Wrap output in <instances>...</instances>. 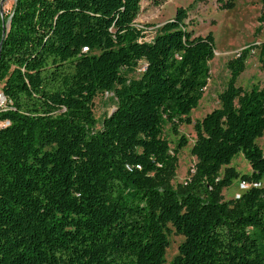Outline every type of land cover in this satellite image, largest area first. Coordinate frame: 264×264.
Returning a JSON list of instances; mask_svg holds the SVG:
<instances>
[{
  "label": "trees",
  "instance_id": "obj_1",
  "mask_svg": "<svg viewBox=\"0 0 264 264\" xmlns=\"http://www.w3.org/2000/svg\"><path fill=\"white\" fill-rule=\"evenodd\" d=\"M140 2L0 9V264H264V88L236 86L255 45L228 63L219 107L192 122L214 37L187 30L179 8L144 42ZM256 46L264 64V42ZM103 93L116 106L96 130L93 100ZM167 125L196 135L194 172L176 187L187 142L171 152ZM239 154L250 174L228 167ZM234 180L250 187L224 201ZM171 231L183 240L167 263Z\"/></svg>",
  "mask_w": 264,
  "mask_h": 264
},
{
  "label": "rangeland",
  "instance_id": "obj_2",
  "mask_svg": "<svg viewBox=\"0 0 264 264\" xmlns=\"http://www.w3.org/2000/svg\"><path fill=\"white\" fill-rule=\"evenodd\" d=\"M15 0H4L2 10L10 13ZM217 0H141L140 12L136 18L137 28L143 30L144 42H150L160 26L175 17L179 8L187 10L185 20L187 30L195 36H205L212 33L215 40V54L209 62V79L203 91L202 98L190 118L192 122L201 121L212 110L219 107V94L225 90L230 79L228 63L248 46L255 47L245 62L244 70L237 79L236 86L249 91L253 86L264 88V64L259 58V48L256 45L264 42V23L258 19L261 13V0H232V6L219 9ZM260 30L257 32V30ZM143 64L138 63L136 71L131 75L134 79L142 73ZM1 95V94H0ZM5 99L0 96V108L4 107ZM116 106V99L111 93L98 94L93 100V114L97 122L96 130L100 129L104 117L109 116ZM164 138L169 143L171 152L178 149L182 138L186 146L177 151V169L171 184L173 187L182 185L189 180L194 172L196 159L191 155V148L196 140L193 125L178 126L173 133L170 125L165 126ZM257 145L264 146V136L256 140ZM232 168L239 175L251 173V168L242 154L231 161ZM224 167L220 174L223 175ZM250 185L234 180L222 191L224 201L237 199ZM183 237L173 231L169 235V248L166 251L167 263L177 254Z\"/></svg>",
  "mask_w": 264,
  "mask_h": 264
},
{
  "label": "water",
  "instance_id": "obj_3",
  "mask_svg": "<svg viewBox=\"0 0 264 264\" xmlns=\"http://www.w3.org/2000/svg\"><path fill=\"white\" fill-rule=\"evenodd\" d=\"M3 2H4V0H2V1L0 2V9H1V11H2V5H3Z\"/></svg>",
  "mask_w": 264,
  "mask_h": 264
},
{
  "label": "built area",
  "instance_id": "obj_4",
  "mask_svg": "<svg viewBox=\"0 0 264 264\" xmlns=\"http://www.w3.org/2000/svg\"><path fill=\"white\" fill-rule=\"evenodd\" d=\"M142 71H143V69H142ZM0 96H2V95H0ZM4 98V97H3ZM243 184H245V183H243Z\"/></svg>",
  "mask_w": 264,
  "mask_h": 264
}]
</instances>
